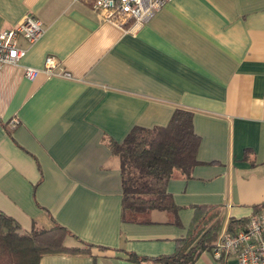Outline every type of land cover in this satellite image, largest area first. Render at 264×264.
<instances>
[{
    "label": "crops",
    "instance_id": "0c3cea01",
    "mask_svg": "<svg viewBox=\"0 0 264 264\" xmlns=\"http://www.w3.org/2000/svg\"><path fill=\"white\" fill-rule=\"evenodd\" d=\"M92 2L0 0V31L28 15L44 25L34 43L20 39L18 66L0 69V212L23 232L58 224L72 234L67 246L93 245L40 264H159L187 236L195 207L219 211L220 236L264 206V0H171L132 33ZM49 57L71 78L24 76ZM177 109L193 114L200 138L191 178L167 184L180 224L162 211L150 224L124 223L109 145L168 126ZM194 264L238 263L206 250Z\"/></svg>",
    "mask_w": 264,
    "mask_h": 264
},
{
    "label": "trees",
    "instance_id": "16d2710c",
    "mask_svg": "<svg viewBox=\"0 0 264 264\" xmlns=\"http://www.w3.org/2000/svg\"><path fill=\"white\" fill-rule=\"evenodd\" d=\"M200 138L193 129V114L177 109L166 127L152 130L135 128L123 142L112 141L113 155L120 161L123 187L122 221L150 224L151 213L162 211L172 222L180 224L179 207L167 191L168 182L177 174L191 178L199 164L197 150ZM248 219L231 220L227 232L234 234ZM222 228L216 208L195 207L194 219L185 238L177 242V251L156 259L159 264H194L200 255L212 251ZM72 234L63 226H34L23 232L11 217L0 212V264H40L50 254H90L93 245L81 242L69 247ZM134 261L140 259L132 255Z\"/></svg>",
    "mask_w": 264,
    "mask_h": 264
},
{
    "label": "built area",
    "instance_id": "2783aa9c",
    "mask_svg": "<svg viewBox=\"0 0 264 264\" xmlns=\"http://www.w3.org/2000/svg\"><path fill=\"white\" fill-rule=\"evenodd\" d=\"M171 0H93V11L103 20L136 32ZM44 31L42 21L32 15L25 17L17 27L0 31V69L18 66L26 50L19 42L24 38L29 43L37 41ZM59 63L49 57L43 69L24 68V76L34 81L40 76L71 78L69 73L58 71ZM15 127L17 121H12ZM212 253L218 260L234 258L238 264H264V206L248 219L247 224L236 233L224 232L215 242Z\"/></svg>",
    "mask_w": 264,
    "mask_h": 264
}]
</instances>
